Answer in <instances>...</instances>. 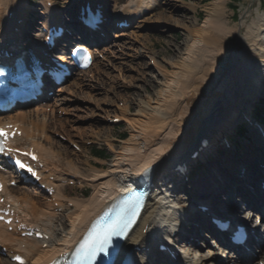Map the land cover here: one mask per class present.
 Instances as JSON below:
<instances>
[{"label": "bare ground", "instance_id": "bare-ground-1", "mask_svg": "<svg viewBox=\"0 0 264 264\" xmlns=\"http://www.w3.org/2000/svg\"><path fill=\"white\" fill-rule=\"evenodd\" d=\"M150 1L130 0L124 5L123 13L130 16L129 13L147 8ZM226 1L210 0L202 6L204 14L202 19L198 20L194 15L189 24L182 25L186 37L174 53V57L166 59L161 65L156 63L153 69L156 73L154 79L146 77L141 80L143 86L137 87L144 95H138L136 99L120 95L118 99L123 102L121 108L116 105V101H111L115 107L111 112L114 117L125 123L128 135L115 146V139L110 138L108 132L104 131L103 141L107 142L112 152L107 163L100 162V166L95 167L88 159L81 160L75 153L73 158L72 153L68 152V146L62 142L61 137L75 144H81L83 140L79 137L77 141L72 140L74 135L70 134V130L74 128L71 126L69 128L68 123L73 121L67 122L66 119H60L55 115L56 109L67 110L61 107L66 103L63 97L59 100L60 104L45 106L51 108L49 114L44 112L43 107L22 109L7 117L6 122L14 124L21 131L20 137L15 141L37 150L49 168L46 177L51 175L54 178V181L49 183L54 186L53 196L57 198L56 202L61 208V211L57 212L52 202L42 200L39 195H33L37 194L36 191L31 194L21 186L6 188L5 193L11 196L10 202L18 204V210L24 220L29 224L39 225L48 236L46 241L23 239L0 226V242L6 250L5 255L8 259L12 256V251L24 245L26 264H45L77 239L90 218L103 208L108 198L113 196L118 180L133 175L137 177L146 169L155 177L151 191L153 193L157 190L158 196H153L155 200L151 197L146 199L138 225L130 235L129 243L135 247L136 255H145L146 247L152 248L160 235L169 236L174 230L173 223L180 221V218L174 212L168 211L169 207L165 205L166 199L159 187L163 185L156 183L160 177L163 179L168 177L167 183L172 185L173 190L199 192L200 199L212 193L223 196L237 194L241 202L243 199H255L256 196L258 200L264 198L261 191L255 188L261 178L258 164H264L262 155L264 140L254 125L255 120L249 108L255 100L256 93L264 87V13L258 14L246 26L239 39L243 48L235 53L230 51L234 47H230L232 45L227 39L236 34L242 24L239 22L235 26L229 25ZM46 2L50 0H39L43 12L48 14L56 12L53 7L48 9L45 6ZM167 7L172 15L178 11L173 3L167 4ZM186 7L193 11L196 9L192 3L186 4ZM25 8L31 10L27 8L26 0H0V40L1 43H12L17 53L24 52V48L34 44V40L28 38L21 45V51L15 49L17 40L26 38L25 31L20 28L21 31L16 33L11 31L10 27L16 20L22 18L24 25L28 24V21L24 20ZM161 17L160 13L156 19H162ZM168 18L172 20L173 17ZM109 23L110 18L106 17L101 30L107 28ZM24 25L21 22L18 26ZM95 63H98L97 60ZM101 71L99 68L98 72ZM108 76V81L97 78L98 84L95 85L97 92L98 85L103 86L104 98L98 100L88 97L95 108L99 107L100 102L106 101L105 97L107 98L109 93L112 91L114 93V78L109 74ZM77 78L79 77H74L73 83L59 88L56 92L60 94L70 92L71 95L73 86H78L80 90H88V84ZM134 79L138 78H129ZM150 83L154 86L148 88ZM78 94L80 93L74 96ZM247 101L251 103L246 105ZM131 107H134L133 112ZM100 111L104 113L105 109ZM245 120L250 122L246 128L248 134L245 139L239 141L241 143L237 147L231 136L232 131L237 124ZM200 136L206 137L205 145L196 150ZM193 149L206 166V171L200 172L201 174L194 179H190L186 174L187 180L181 175H175L174 172L169 174L174 166L191 161L188 156ZM220 150L222 152L219 154ZM62 170L64 173H61ZM237 173H241L238 181ZM67 180L87 184L91 189L89 197L85 200L65 197L63 182ZM129 180L125 181L130 183ZM231 183L238 188L233 189ZM246 185L248 186L242 191L247 193V196L243 197L240 195L239 186ZM250 185L252 190H249ZM63 198L71 202V208L64 207ZM213 199L217 202L220 200ZM206 206L209 209L206 215L211 216L213 214L211 203H206ZM62 213H65V219L62 218ZM247 219L250 221L251 216L248 215ZM165 226L171 228L166 230L163 228ZM143 228L145 232L141 233ZM43 243L46 247H42ZM257 255L264 262V249L259 250ZM1 261L4 259L0 258V264ZM140 264L147 263L141 261ZM199 264H203L202 261H199Z\"/></svg>", "mask_w": 264, "mask_h": 264}, {"label": "rangeland", "instance_id": "rangeland-1", "mask_svg": "<svg viewBox=\"0 0 264 264\" xmlns=\"http://www.w3.org/2000/svg\"><path fill=\"white\" fill-rule=\"evenodd\" d=\"M27 1L33 5L34 9L36 0ZM57 1L61 5L64 3L71 4V1L66 2L67 0ZM125 1L126 0H106L107 8L111 9ZM156 1L158 3L159 9L150 10L144 15L145 17L141 25H138L132 29V31L124 39L123 43L118 45L120 47H118L119 50L116 52L117 56H112L109 63L107 62L105 64L106 67L104 68V71H102L101 74H98L97 78L102 81H108V74L114 78V93L113 91L109 93V96H107V98L105 97L106 101L100 102L98 104L99 107L97 108L96 106V109L94 103H92L88 97L98 100L104 98L103 86L99 84L97 92L95 85L98 84V81H91V84H88V90H80L78 87L74 88V90L80 94H78L76 97L68 95V101L64 104L65 106H68V112L65 111L63 118H65L67 122L73 121V123L68 124L69 128L70 126L74 128L73 130H70V134L74 135V141H77L83 135H90L88 141L83 143V145L88 148V153L94 149L93 147L104 151L107 159L105 160L106 163L111 158L110 156L112 153L108 149L106 143L103 141L104 136L102 134L104 131L108 132L110 138L115 139V146H117L120 141L125 139L128 135V129L123 122H110V118L113 116V112L111 111H113L115 108L111 101H116V105L121 108L123 107V102L118 99L120 95L129 97L130 99H136L137 96L141 94L144 95L141 91H138L137 87L141 88L143 86L141 80L145 79L146 77L154 79L153 76L156 74L153 70V65H149L150 63H148L147 57H151V59L160 65L163 64L166 59H171L174 57V53L181 46L184 38L186 37V32L182 25L185 23L189 24L194 15L198 18V20L202 19L204 15L202 6L210 2V0ZM169 3H173L178 8L177 13L174 15L169 13L167 9V4ZM185 3L194 4L196 8L195 11L191 10L189 7H186ZM226 5V14L228 15L229 25L235 26L239 22L242 24L239 31L227 39V42L232 45L230 47H234L231 48L230 51L236 53L237 51L241 50V48H243L242 43L239 42V39H241V35H243L246 26L249 25L258 14L264 13V0H227ZM160 13L162 14V19L157 20L156 17ZM168 17L173 18L171 20ZM173 23H177L178 25H173ZM130 77L138 79L129 80ZM151 86H154L153 83H150L148 88H151ZM250 103L251 101H247L246 105H249ZM252 103L254 105H250L249 108L250 112L254 113L253 108L257 102L254 100ZM102 109H105V112H109H106L107 114H105V112L102 113L100 111ZM133 109L134 107H131V112H133ZM98 132L100 134L96 135ZM84 137L86 136H83L82 138L86 139ZM67 149L68 152L72 153L73 158L75 153L79 156V159L84 160L80 157V153L76 150H73L69 146ZM79 190L80 189L75 186L66 187V193L71 195H78L80 192ZM30 193L32 194L31 191ZM89 194L90 189H86V196H89ZM183 203H185V201H183ZM176 240L178 239L176 238ZM181 244L183 251H188V248H186L182 242ZM201 244L202 248L197 249L199 252L196 253V251L193 250V255H196V257H199L203 253L206 254L208 251L212 252L211 247L207 243L205 244L204 242H201ZM190 252H192V250H190ZM207 255H204L203 257L205 258ZM3 264H8V262L4 261Z\"/></svg>", "mask_w": 264, "mask_h": 264}, {"label": "snow or ice", "instance_id": "snow-or-ice-1", "mask_svg": "<svg viewBox=\"0 0 264 264\" xmlns=\"http://www.w3.org/2000/svg\"><path fill=\"white\" fill-rule=\"evenodd\" d=\"M89 57H85L87 61ZM7 134L0 129V137L6 138ZM0 150L2 146H0ZM20 168L26 166L20 161H16ZM31 171V169H27ZM35 175V173H33ZM136 205L131 198L122 201V206L114 216H104L92 225L88 238L80 245L78 251H82L88 259L95 260L97 252H105L107 245L112 237H120L125 235L128 224L132 222V217L136 215Z\"/></svg>", "mask_w": 264, "mask_h": 264}]
</instances>
